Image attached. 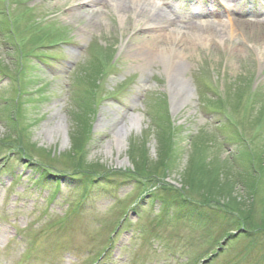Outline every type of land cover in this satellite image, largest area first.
Instances as JSON below:
<instances>
[{
	"label": "rangeland",
	"instance_id": "obj_1",
	"mask_svg": "<svg viewBox=\"0 0 264 264\" xmlns=\"http://www.w3.org/2000/svg\"><path fill=\"white\" fill-rule=\"evenodd\" d=\"M151 1L184 27L235 20L247 50L195 41L178 111L163 67L125 56L133 16L0 0V264H264V11L242 12L264 0Z\"/></svg>",
	"mask_w": 264,
	"mask_h": 264
},
{
	"label": "bare ground",
	"instance_id": "obj_2",
	"mask_svg": "<svg viewBox=\"0 0 264 264\" xmlns=\"http://www.w3.org/2000/svg\"><path fill=\"white\" fill-rule=\"evenodd\" d=\"M101 3L105 6L103 8L110 7L123 21L128 20V16H133L137 30L123 47L125 56L142 59V69L148 68L151 64H159L163 67L172 110L175 111L180 110L193 97L190 82L186 79V61L191 46H195V41L202 42L204 48H211L215 42L224 47L227 43L234 42L236 45L230 50L237 56L247 51L237 46L238 27L232 19L226 23H206L196 20L184 27L175 19L173 12L164 8L162 2L156 3L151 0H77L73 8L89 9L93 13H99L101 8H98V5ZM194 18L196 19L197 16L194 15ZM142 33L153 35V38L144 47L138 49L133 46V42ZM162 40H166L165 46L156 44ZM260 42L264 45V36ZM258 51L260 56L264 55V47ZM138 121L139 117L136 116L132 122L133 126ZM123 143L124 140L120 137L118 145Z\"/></svg>",
	"mask_w": 264,
	"mask_h": 264
},
{
	"label": "trees",
	"instance_id": "obj_3",
	"mask_svg": "<svg viewBox=\"0 0 264 264\" xmlns=\"http://www.w3.org/2000/svg\"><path fill=\"white\" fill-rule=\"evenodd\" d=\"M233 207H235V206H233ZM238 207V206H237ZM240 207V206H239ZM238 207V208H239ZM236 208V207H235ZM240 208H242V209H244V206L243 207H240ZM242 211H245V209L244 210H242ZM264 220V219H263ZM249 222V221H248ZM241 230V227L238 229V230H236L235 232H237V231H240ZM243 232H241V234H242Z\"/></svg>",
	"mask_w": 264,
	"mask_h": 264
}]
</instances>
